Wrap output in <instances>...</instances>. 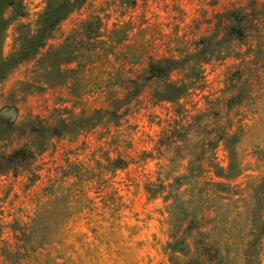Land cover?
Listing matches in <instances>:
<instances>
[{
    "label": "rangeland",
    "instance_id": "obj_1",
    "mask_svg": "<svg viewBox=\"0 0 264 264\" xmlns=\"http://www.w3.org/2000/svg\"><path fill=\"white\" fill-rule=\"evenodd\" d=\"M47 5L0 0V264H264V0H86L14 58Z\"/></svg>",
    "mask_w": 264,
    "mask_h": 264
},
{
    "label": "trees",
    "instance_id": "obj_2",
    "mask_svg": "<svg viewBox=\"0 0 264 264\" xmlns=\"http://www.w3.org/2000/svg\"><path fill=\"white\" fill-rule=\"evenodd\" d=\"M86 0H48V5L39 20V31L37 34L29 38H24L21 43V51L16 52L14 58L24 59L27 56L36 53L41 47L46 44V41L51 37V34L59 27V24L64 20L72 11L82 6ZM15 0H6L7 4L13 5ZM236 13L233 10L229 17V29L235 28V25L242 27L241 20H234L231 15ZM245 16V12H238ZM13 60V59H12ZM180 62L175 58L163 57L149 62L147 68L142 73L136 72L134 76L127 77L125 82V95L124 97H116L111 101V106L115 111H105L106 114L111 116H119V110L138 95L153 79H160L168 77L170 72L176 69ZM171 87L177 90L176 96L182 93V87L172 85ZM174 89V91H176ZM99 112V111H97ZM94 120H97L95 118ZM21 154V155H20ZM20 155V156H19ZM31 156L25 148H18L9 155L0 156V169H8L14 165L19 164L22 160H26Z\"/></svg>",
    "mask_w": 264,
    "mask_h": 264
}]
</instances>
